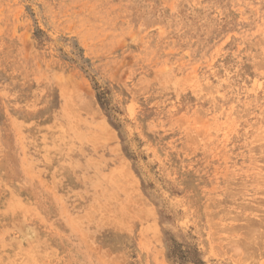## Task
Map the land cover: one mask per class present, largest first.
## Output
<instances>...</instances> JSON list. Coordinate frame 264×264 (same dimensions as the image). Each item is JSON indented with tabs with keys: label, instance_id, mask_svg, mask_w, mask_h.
I'll return each instance as SVG.
<instances>
[{
	"label": "rangeland",
	"instance_id": "obj_1",
	"mask_svg": "<svg viewBox=\"0 0 264 264\" xmlns=\"http://www.w3.org/2000/svg\"><path fill=\"white\" fill-rule=\"evenodd\" d=\"M0 264H264V0H0Z\"/></svg>",
	"mask_w": 264,
	"mask_h": 264
},
{
	"label": "bare ground",
	"instance_id": "obj_2",
	"mask_svg": "<svg viewBox=\"0 0 264 264\" xmlns=\"http://www.w3.org/2000/svg\"><path fill=\"white\" fill-rule=\"evenodd\" d=\"M250 225V224H249ZM260 234V233H259ZM258 238V237H257ZM220 251V250H219ZM250 252V251H249ZM246 253V252H245Z\"/></svg>",
	"mask_w": 264,
	"mask_h": 264
}]
</instances>
